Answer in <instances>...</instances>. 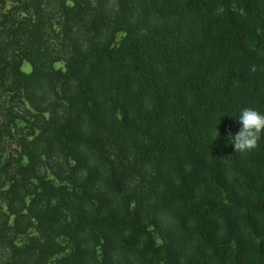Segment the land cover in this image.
<instances>
[{"label":"trees","instance_id":"trees-1","mask_svg":"<svg viewBox=\"0 0 264 264\" xmlns=\"http://www.w3.org/2000/svg\"><path fill=\"white\" fill-rule=\"evenodd\" d=\"M243 107L264 0H0V264H264Z\"/></svg>","mask_w":264,"mask_h":264},{"label":"clouds","instance_id":"clouds-1","mask_svg":"<svg viewBox=\"0 0 264 264\" xmlns=\"http://www.w3.org/2000/svg\"><path fill=\"white\" fill-rule=\"evenodd\" d=\"M240 124L238 133L229 140L236 152L248 153L258 147L262 137H264V113L252 107L240 109L238 117Z\"/></svg>","mask_w":264,"mask_h":264},{"label":"rangeland","instance_id":"rangeland-1","mask_svg":"<svg viewBox=\"0 0 264 264\" xmlns=\"http://www.w3.org/2000/svg\"><path fill=\"white\" fill-rule=\"evenodd\" d=\"M22 69L24 71H26V72H29L30 71V66L28 64L24 63L23 66H22Z\"/></svg>","mask_w":264,"mask_h":264}]
</instances>
